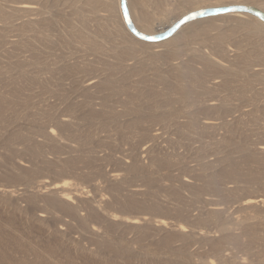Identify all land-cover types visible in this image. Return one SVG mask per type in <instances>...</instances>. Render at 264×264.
<instances>
[{
    "label": "rangeland",
    "instance_id": "1",
    "mask_svg": "<svg viewBox=\"0 0 264 264\" xmlns=\"http://www.w3.org/2000/svg\"><path fill=\"white\" fill-rule=\"evenodd\" d=\"M127 2L154 34L201 0ZM228 15L146 43L117 0H0L7 257L42 264L16 250L44 241L58 264H264V32Z\"/></svg>",
    "mask_w": 264,
    "mask_h": 264
},
{
    "label": "bare ground",
    "instance_id": "2",
    "mask_svg": "<svg viewBox=\"0 0 264 264\" xmlns=\"http://www.w3.org/2000/svg\"><path fill=\"white\" fill-rule=\"evenodd\" d=\"M218 1L219 0H217L215 2L216 5L210 6L208 8H204V7H198V6L202 5V3H204V0H201L200 3L196 4L197 7L194 10L188 11V12L182 14L180 17H178L175 20H171L170 22H168V24L164 25L163 27H162V23H160V25L158 27H161V28H158L157 29L158 32H156L154 34L149 33V30L146 27V25H144L142 23H138V21L136 19H134V18L132 19L131 18L130 12H129V8H128V2H127V0H126V8H127L128 14L130 16V19H131L134 27L138 31H140L141 33H143L145 35H149V36H154V35H158V34L163 33L166 29H168L171 26H173L181 18H184L186 16H189L190 14H192L194 12H197V11H200V10H211V9L224 8V7H229V6H241V7H251V8L257 9V10H259V11H261V12L264 13V11L263 10H260V8L258 6L255 7V6H249V5H244V4L243 5L242 4H237L236 5V4H232L231 2H228V4H224L225 1L222 0L221 3H219ZM117 4H118L119 15H120V19L122 21L123 28H124V30L129 35H131L130 32L127 30L125 24H124V20H123V16H122V11H121V8H120V0H117ZM19 9L25 10V11H28L29 12V11H33L34 10V7L32 5H30V4H23V5H20L19 6ZM229 14L230 15H228V16H234L242 24H243V22H241V21H242L243 17L248 16V17L252 18V20L255 22L256 26L255 25H252V24H247V26L250 29V32L249 33H251L252 32V29H254L255 27H258L259 30H261V31L264 32V23L259 18L255 17V16H252V15H249V14H244V13H241V12H233V14L232 13H229ZM151 15H155V14H151ZM224 15H226V14L216 15V16H224ZM216 16H210V17H206V18H202V19H208V18H212V17H216ZM190 23H191V20L185 22L181 27L178 28V30L169 39L164 40L161 43L166 42V41H169L170 39H172L180 31V29L182 27H185V26H187ZM243 25H245V24H243ZM211 104L212 103H210V105ZM64 123H66V122H64ZM203 124L205 126H207V127H210V126L213 127L214 122H212V120H210V119H206L203 122ZM49 134L52 135V136H54L55 135V131L54 130H50L49 131ZM157 136H158V134H153V137H157ZM258 149L260 151H263L264 152V146H260V147H258ZM40 185L41 186L38 188L39 191L47 190V192H48L49 190H59L58 192L54 193L55 197L59 200V201H57V206H60V201L63 203V205H67V203H70L72 201V197L70 195V192H68L66 190V188L68 186V182H64V183H62V185H52L51 186V185H47V181H44V182H41ZM48 188H49V190H48ZM13 192H14V190H10V189H3V188L0 189V195H2V196H5V195L13 196ZM42 192H44V191H42ZM49 192H51V191H49ZM257 203L258 202H255L254 204L257 205ZM213 210H215V211L220 210L218 204H214L213 205ZM158 224L161 227H163V226L165 227V225H167V223L164 222V221H158ZM2 226H3V224H0V228ZM180 228L181 229H184V227H180ZM250 229H251V227L248 228V230H250ZM60 230H63V229L60 228ZM0 240H2V235L1 234H0ZM57 247L58 246H56L52 242L32 241V242H29V243L22 244L21 247H18V249L16 251L18 253L19 252H26L27 251L26 249H28V250L36 253V256H37L36 257V261L37 262H41L40 259H42V260H45L46 261V262L45 261L41 262L42 264H58V260L55 259V252L57 250ZM8 249H9V245L8 244H5V243L0 242V264H1L2 261L7 262V264H36V262H32V261L25 262L24 259H22L20 257H17L16 259L11 258V257H7L6 254H5V252ZM117 253L119 254V255H117V258H115V259H105V260L99 261L98 263L99 264H121L122 262L123 263L127 262V261H124V258L125 257L120 256V253L119 252H117ZM228 254L229 253L226 252L223 255V258H226L228 256Z\"/></svg>",
    "mask_w": 264,
    "mask_h": 264
},
{
    "label": "water",
    "instance_id": "3",
    "mask_svg": "<svg viewBox=\"0 0 264 264\" xmlns=\"http://www.w3.org/2000/svg\"><path fill=\"white\" fill-rule=\"evenodd\" d=\"M120 8L122 11L124 24L127 30L130 32V34L134 38L142 42H146V43H159V42L169 39L178 30V28L181 27L187 21L202 19V18H206L210 16L223 15L227 13L241 12L244 14H249V15L259 18L264 23V13L257 9H254L251 7L229 6V7H224V8H216V9H211V10H200V11L194 12L190 14L189 16H186L178 20L173 26L166 29L163 33L154 35V36H149V35H145L141 33L134 27L130 19V16L128 14L127 8H126V0H120Z\"/></svg>",
    "mask_w": 264,
    "mask_h": 264
}]
</instances>
